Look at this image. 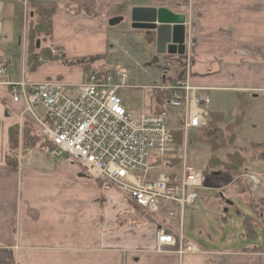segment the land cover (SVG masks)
I'll return each instance as SVG.
<instances>
[{"label":"crops","instance_id":"crops-1","mask_svg":"<svg viewBox=\"0 0 264 264\" xmlns=\"http://www.w3.org/2000/svg\"><path fill=\"white\" fill-rule=\"evenodd\" d=\"M26 1L58 3L50 42L53 49L63 50L65 58L84 60L109 53L106 24L93 18V12H74V0H63V6L61 0ZM191 2V15H185L187 21L194 22L191 84L207 89L209 97L219 92L231 93L238 101L243 97L264 101V0ZM20 4V0H0V68H6V79L11 82L22 79V72L18 79L9 73L19 48L23 68H27ZM77 37L82 40H76ZM184 69L185 65L175 68L171 76L182 78ZM29 72L25 76L28 82L58 80L70 88L82 84L85 75L83 67L68 68L47 62ZM161 78L165 83L171 80ZM76 94L77 91L71 95ZM150 106L154 108L153 99ZM149 107L143 105L142 109ZM22 111L23 104L14 103L9 88L0 84V264H264V253L250 251L263 245V236L259 238L256 228L259 226L263 232L264 213L257 220L244 216L253 220L256 231L255 239L246 238L244 245L224 250L195 245L184 235L183 219L185 240L200 252L180 256L174 249L156 251L158 229L163 227L171 232L173 225L167 220L177 216L171 219L164 211L150 215L123 198L105 180L86 175L74 160L49 158L48 151L25 148L24 128L39 135L40 129L29 116H22ZM211 112L222 113L212 109ZM262 116L264 131V111ZM14 127L19 129L16 170L6 161L9 131ZM260 142L251 145L264 146V137ZM255 163L258 172H250L251 176L260 179L264 187V158ZM170 170L177 176L180 173L171 167ZM257 191L252 196L263 198L262 188ZM254 201H243L252 213L258 211ZM261 208L264 210V204ZM133 209L149 218L131 212ZM222 217L224 220L223 214ZM198 226L204 230L202 223ZM178 228L180 234L179 220Z\"/></svg>","mask_w":264,"mask_h":264},{"label":"built area","instance_id":"built-area-1","mask_svg":"<svg viewBox=\"0 0 264 264\" xmlns=\"http://www.w3.org/2000/svg\"><path fill=\"white\" fill-rule=\"evenodd\" d=\"M23 6L26 11V0ZM185 26L183 77L174 79L165 70L162 77L173 79L151 88L168 94L159 112L150 106L134 116L124 107L118 93L129 88V73L121 66L85 72L76 95H71L70 87L58 80L28 82V67L24 66L19 82L6 79V68H0V84L9 88L14 103L23 104L21 115L29 116L41 135L52 143L49 156L74 160L86 175L105 180L123 198L150 215L164 211L172 219L178 210L180 234L175 236L166 228H159L156 251L174 249L180 256L200 252L183 235L185 209L195 204L200 197L198 191L206 184L205 174L187 165V141L190 133L208 126L211 114L208 90L191 84L193 44L187 18ZM167 108L181 116L182 125L177 131L168 129ZM176 132L183 135L182 145L176 144ZM175 161L180 165L178 176L166 171ZM250 179L252 191L256 192L260 181Z\"/></svg>","mask_w":264,"mask_h":264},{"label":"rangeland","instance_id":"rangeland-1","mask_svg":"<svg viewBox=\"0 0 264 264\" xmlns=\"http://www.w3.org/2000/svg\"><path fill=\"white\" fill-rule=\"evenodd\" d=\"M25 0H20V8H23L24 12H27L26 23L24 18L20 20L21 30L23 29V36H25L27 24L30 22L33 9H31L29 3H27L26 11L23 6ZM76 3V10L74 12L88 11L97 20L103 21L108 30L109 35V53L100 54L102 59L97 57H91L89 59L78 58H65L62 60H51L48 56H45L44 61L38 62L43 64L47 62L49 64H55L56 66H66L68 68H82L79 61L82 60L85 64L91 63L90 69L95 70H111L117 66L125 68L129 73V88L121 90L118 95L123 100V105L134 116L141 112L143 105L148 107L154 100V95L151 90L152 87L162 86L166 83L161 78L165 70H169L174 74V69L182 66L183 60L177 57L159 56L156 52V38L153 32L133 30L131 28V10L134 7L151 6L155 8H166L177 14H184L190 16L191 14V0H74ZM63 6V0H61ZM72 5V4H69ZM72 7V6H71ZM115 17H123L124 22L117 27L111 28L108 26V21ZM28 20V21H27ZM190 31L193 29L194 22L189 21ZM22 34V33H21ZM47 40L45 47H51V41ZM76 40L80 41L81 38L77 37ZM40 47L42 45L41 40ZM38 42V41H37ZM18 43V42H17ZM79 44V42H77ZM18 49V47H17ZM15 48V50H17ZM36 49H40L37 48ZM63 51V50H62ZM63 52L60 53L62 55ZM65 54V53H64ZM13 55V54H12ZM44 57V56H42ZM185 61V60H184ZM31 65V64H30ZM169 65L172 66L169 69ZM27 72H32L29 64L27 65ZM85 68V67H83ZM22 55L19 48L18 53L15 54L12 60V66L9 68V73L14 79H18L22 72ZM85 70V69H84ZM29 72V73H30ZM142 87H148L149 90L143 91ZM70 94H74L77 89L70 88ZM153 96V97H152ZM212 105L211 109L215 111H221L224 114V124L234 123L238 120L239 116H242L241 123L235 130L236 141L234 146L243 150V156L246 159V164L242 166L239 173L236 175L227 174L221 167H214L208 169V163L213 155L211 146L207 143H201L197 141L199 132H192L188 137L187 143V165L202 173L207 172L206 184L203 190H199V199L191 207L185 209L184 214V235L185 237L194 243L195 245L203 248L221 249L224 250L228 247H238L246 243V230L244 228V216L254 217L257 220V216L264 213L263 199L253 197L250 179L251 173L258 172L256 167V161H261L264 158V149H258L251 144L261 143L263 134V116L264 101L262 98L257 100H250L249 97H243L242 100H236L235 96L231 93H212L210 95ZM167 121L168 129L177 131L181 128L182 119L179 112L173 109L167 108ZM224 124H221L223 127ZM257 126L258 128H255ZM34 130V129H33ZM27 146L25 145V148ZM235 151V147H228L227 149L217 152L220 159L225 160V155L228 152ZM48 157L50 158L51 156ZM174 171H180V165L172 166ZM167 173L172 170L168 169ZM256 171V172H255ZM216 178H221L226 183L224 188L216 187L213 184L212 175ZM249 175V176H248ZM241 176H243L241 178ZM258 189L262 188L264 193V187L262 181ZM252 192V193H251ZM250 195H248V194ZM258 191L256 192V194ZM240 194V195H239ZM255 200L256 213L249 212L246 209V204L243 201ZM233 203L232 206H227V202ZM225 210L227 211L225 213ZM131 212L141 214L145 218H149L147 214L142 211L133 209ZM222 214L225 219L222 220ZM179 212L177 210V218L174 220H167V223L173 225L172 233L179 234L178 228ZM204 225V230H199V224ZM254 225V223H253ZM257 232L259 238L262 237V232L259 226H257ZM258 243L260 241H257Z\"/></svg>","mask_w":264,"mask_h":264},{"label":"trees","instance_id":"trees-1","mask_svg":"<svg viewBox=\"0 0 264 264\" xmlns=\"http://www.w3.org/2000/svg\"><path fill=\"white\" fill-rule=\"evenodd\" d=\"M31 9L32 16L29 17L30 22H28V26L25 33L26 39V53H27V65L31 64V70H34L38 65V62L42 61L45 56H48L51 60H62L65 59L64 55H54L52 54L53 47H45L47 44V40L52 38L53 33V16L56 11L59 9V5L57 2H28ZM151 7V6H145ZM41 40L40 49H36L37 41ZM61 50V49H60ZM62 51V50H61ZM63 52V51H62ZM44 56V57H42ZM104 56V55H103ZM103 56H99L97 59H102ZM177 57V56H176ZM183 60L182 66L184 67L185 62L183 57H177ZM38 61V62H37ZM79 64L82 67H85V72H89L93 69H90L91 63L85 64L82 61H79ZM171 81V80H170ZM168 94L163 91L154 92V110L159 112L162 107L166 103ZM242 116L238 117V120L234 123L224 124V114L222 113H212L209 116L208 126L204 129L198 130L199 135L197 136V141L201 143H207L211 146V150L213 155L211 156L208 169H212L214 167H221L227 172V174L236 175L239 173V170L245 164L246 159L243 156V150L234 146L236 141L235 130L238 125L241 123ZM221 124H224L222 127ZM176 144H183V135L181 132H176L175 134ZM24 146H31L37 148L41 152H50L53 149V145L48 140H45L39 134H32V130L30 128H24ZM9 141H10V149L8 154L6 155L7 164L10 165L13 169H17L18 160H17V149L19 146V129L18 127L11 128L9 131ZM256 146V145H252ZM228 147H235V151L228 152L225 155V160L220 159L217 155V152L227 149ZM264 146H256V148H261ZM179 164L178 161H175L171 164V167L177 166ZM205 175L207 172L204 173ZM213 184L216 187L224 188L226 183L219 177H213ZM244 226L246 230V236L248 239H255L256 231L253 225V220L249 217L244 218ZM263 236V245L260 248L250 250L255 253H264V230L262 232Z\"/></svg>","mask_w":264,"mask_h":264},{"label":"water","instance_id":"water-1","mask_svg":"<svg viewBox=\"0 0 264 264\" xmlns=\"http://www.w3.org/2000/svg\"><path fill=\"white\" fill-rule=\"evenodd\" d=\"M124 22L123 17H115L108 21L111 28ZM186 16L174 13L166 8L134 7L131 10V28L149 31L155 34L156 52L159 56L185 55ZM40 41L37 42V48ZM229 206L233 203L227 202Z\"/></svg>","mask_w":264,"mask_h":264},{"label":"bare ground","instance_id":"bare-ground-1","mask_svg":"<svg viewBox=\"0 0 264 264\" xmlns=\"http://www.w3.org/2000/svg\"><path fill=\"white\" fill-rule=\"evenodd\" d=\"M26 19H27V17L24 19L25 20V23H26ZM28 21V20H27ZM40 48V47H39ZM58 50H60V49H57V48H55V49H53L52 50V54H54L53 52H58ZM55 55V54H54ZM177 57H179V56H177ZM40 136H42L41 135V133H40ZM43 137V136H42ZM44 138V137H43ZM45 139V138H44ZM46 140V139H45Z\"/></svg>","mask_w":264,"mask_h":264}]
</instances>
